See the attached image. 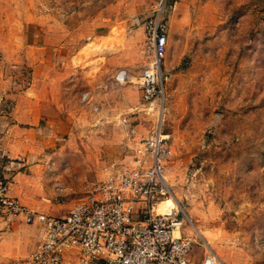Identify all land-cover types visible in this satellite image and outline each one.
<instances>
[{
    "label": "rangeland",
    "instance_id": "rangeland-1",
    "mask_svg": "<svg viewBox=\"0 0 264 264\" xmlns=\"http://www.w3.org/2000/svg\"><path fill=\"white\" fill-rule=\"evenodd\" d=\"M159 8L162 94L144 102L114 75L139 73L142 19ZM0 116L32 129L31 153L7 157L18 134L0 125V178L52 216L134 166L159 128L163 212L183 217L191 263L264 264V0H0Z\"/></svg>",
    "mask_w": 264,
    "mask_h": 264
},
{
    "label": "built area",
    "instance_id": "built-area-1",
    "mask_svg": "<svg viewBox=\"0 0 264 264\" xmlns=\"http://www.w3.org/2000/svg\"><path fill=\"white\" fill-rule=\"evenodd\" d=\"M144 64L137 75L118 70L114 82L133 83L144 102L162 94L163 64L168 43L162 9L142 19ZM89 93L82 96L87 100ZM134 166L123 168L77 198L63 216L28 208L9 194L0 178V220L35 225L41 239L26 264H192V239L182 232L178 210L158 212L166 194V136L159 128L137 142ZM212 251L200 264H217Z\"/></svg>",
    "mask_w": 264,
    "mask_h": 264
},
{
    "label": "crops",
    "instance_id": "crops-1",
    "mask_svg": "<svg viewBox=\"0 0 264 264\" xmlns=\"http://www.w3.org/2000/svg\"><path fill=\"white\" fill-rule=\"evenodd\" d=\"M16 120L19 121L18 118L0 116V125H2L4 129L7 128L8 132H15L18 134L17 138L13 137V140L17 142L16 149L18 150L13 148L4 150L7 157L17 156L18 153H31L30 146L26 145L25 136L23 135H28L32 129L20 128L17 123H15ZM33 130L36 131V129ZM7 140H10V138L8 137ZM1 150H3V148H1ZM10 167L12 166L5 163L0 164V169L2 172L4 170V175L12 174L8 171ZM40 239L41 231L35 225H26L18 221L5 223L0 220V264H26L25 259L27 255L35 248Z\"/></svg>",
    "mask_w": 264,
    "mask_h": 264
},
{
    "label": "bare ground",
    "instance_id": "bare-ground-1",
    "mask_svg": "<svg viewBox=\"0 0 264 264\" xmlns=\"http://www.w3.org/2000/svg\"><path fill=\"white\" fill-rule=\"evenodd\" d=\"M168 202H169V200H165L164 202H161V203H159L158 204V207H157V211L158 212H163L164 210H165V208H166V206L168 205ZM171 210V209H170ZM169 210V211H170ZM168 212V211H167Z\"/></svg>",
    "mask_w": 264,
    "mask_h": 264
}]
</instances>
